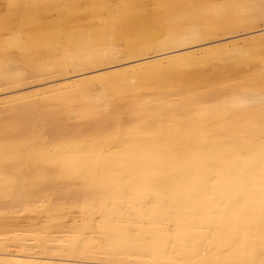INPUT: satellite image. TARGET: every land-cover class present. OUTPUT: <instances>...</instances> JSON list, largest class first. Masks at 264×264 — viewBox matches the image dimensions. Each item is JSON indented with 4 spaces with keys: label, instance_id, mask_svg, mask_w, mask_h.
Instances as JSON below:
<instances>
[{
    "label": "bare ground",
    "instance_id": "1",
    "mask_svg": "<svg viewBox=\"0 0 264 264\" xmlns=\"http://www.w3.org/2000/svg\"><path fill=\"white\" fill-rule=\"evenodd\" d=\"M260 22L264 0H0V86L117 61L1 91L0 264H264Z\"/></svg>",
    "mask_w": 264,
    "mask_h": 264
},
{
    "label": "rangeland",
    "instance_id": "2",
    "mask_svg": "<svg viewBox=\"0 0 264 264\" xmlns=\"http://www.w3.org/2000/svg\"><path fill=\"white\" fill-rule=\"evenodd\" d=\"M261 27H264V23L263 22H260V25L254 27V29H259ZM244 31H246V30L241 29L240 31H237V33H241V32H244ZM225 36L226 35H223V33H221V35H220V37H225ZM151 54H154V53H149V55H151ZM124 58L125 57H121V58H119L117 60L124 61L125 60ZM115 61L114 60H111V61L110 60L109 61H91L89 63H86V64L82 65V66L69 67L67 69V71H65L64 73H61V74H52V75H46V76H37V77H33L31 79H28V80H25V81H21V82L8 83L6 85H1L0 86V93H1V91L4 92V90L12 89V88H15V87H18V86H26V85L33 86V85H36V84L41 83L42 81H46V80H53L54 81L53 83H59V82L65 81L67 79H72V78L78 77L79 74H80V72H82V71H88V70H91V69H94V68H98V67H100V66H102L104 64H110V63H113ZM63 77H66V78H63ZM30 89H33V88H30ZM30 89H28V90H30ZM0 181H1V179H0ZM2 193L4 195H2V194H0V195L7 196L6 199H8L9 194H6L5 195L4 192H2ZM27 194L28 195H26V193L21 194L20 197H22V198H26V197L27 198H30L31 200H29V201H32V203H37L38 205L35 208L37 209V212L38 213H36V215H42V216L44 215V217H46L47 213H46L44 207L41 206V198H42V196H45L46 194L39 193L37 191L32 192V193H27ZM71 196H72V194H67L66 195V198H70ZM95 196L101 197L102 195H95ZM54 198L56 199L58 197L57 196H54ZM43 202H45V201H43ZM13 204H15V203L13 202ZM53 206H56V205L54 204ZM76 210L77 209H74L72 211V213L69 214V216L67 217L66 220L71 219L73 216H78V214L73 213ZM23 215H24L22 217L23 220H25V221H29L30 220V218H29V216H28L27 213H25ZM29 215H31V214H29ZM149 251L150 250H147L148 253H150Z\"/></svg>",
    "mask_w": 264,
    "mask_h": 264
}]
</instances>
